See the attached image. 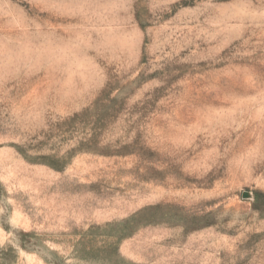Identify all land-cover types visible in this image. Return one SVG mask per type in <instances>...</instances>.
<instances>
[{"label":"rangeland","instance_id":"obj_1","mask_svg":"<svg viewBox=\"0 0 264 264\" xmlns=\"http://www.w3.org/2000/svg\"><path fill=\"white\" fill-rule=\"evenodd\" d=\"M0 264H264V0H0Z\"/></svg>","mask_w":264,"mask_h":264}]
</instances>
